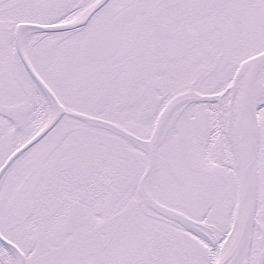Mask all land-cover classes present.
Returning <instances> with one entry per match:
<instances>
[{
	"label": "snow or ice",
	"instance_id": "6c2138e0",
	"mask_svg": "<svg viewBox=\"0 0 264 264\" xmlns=\"http://www.w3.org/2000/svg\"><path fill=\"white\" fill-rule=\"evenodd\" d=\"M0 264H264V0H0Z\"/></svg>",
	"mask_w": 264,
	"mask_h": 264
}]
</instances>
